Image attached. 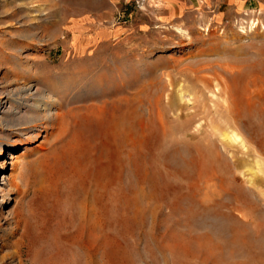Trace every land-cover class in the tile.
<instances>
[{"label": "rangeland", "instance_id": "374dc122", "mask_svg": "<svg viewBox=\"0 0 264 264\" xmlns=\"http://www.w3.org/2000/svg\"><path fill=\"white\" fill-rule=\"evenodd\" d=\"M0 139V264H264V0H0Z\"/></svg>", "mask_w": 264, "mask_h": 264}, {"label": "bare ground", "instance_id": "6f19581e", "mask_svg": "<svg viewBox=\"0 0 264 264\" xmlns=\"http://www.w3.org/2000/svg\"><path fill=\"white\" fill-rule=\"evenodd\" d=\"M24 99V98H23ZM28 99V98H27ZM32 103V102H31ZM17 104V103H16ZM35 104V103H34ZM46 104V103H45ZM50 104V102L49 103H47L46 105H44V107L45 106H48ZM28 105V104H27ZM43 106V105H42ZM26 107H28V106H26ZM36 110L38 111L39 109L36 107ZM14 113V112H13ZM17 115V114H16ZM17 117V116H16ZM49 117V114H48V112H46V114H45V118H48ZM44 118V119H45ZM20 122L17 124V126H19V127H22L21 128V132H28L29 131V129H33V128H36V127H38V126H40L41 124L43 125V123H42V121H41V117L40 116H35V117H26L25 115H23V116H20ZM17 121V120H16ZM18 122V121H17ZM11 123V122H10ZM13 124V123H12ZM18 127V128H19ZM28 135V134H27ZM36 138V136H33V137H31V138H29V143L31 142V141H33L34 139ZM3 139V138H2ZM2 139H0V157L2 156V148H3V146H13V148L16 146V144H8V142H6V141H4V140H2ZM17 142V141H16ZM85 164V163H84ZM83 164V165H84ZM4 165H5V163H1L0 162V169H4ZM78 165H80V164H78ZM83 172V171H82ZM76 174V173H75ZM78 191V190H77ZM117 191V190H116ZM113 193V192H112ZM115 196H116V194H115ZM72 200V199H71ZM73 201V200H72ZM80 208V207H79ZM82 215V214H81Z\"/></svg>", "mask_w": 264, "mask_h": 264}]
</instances>
